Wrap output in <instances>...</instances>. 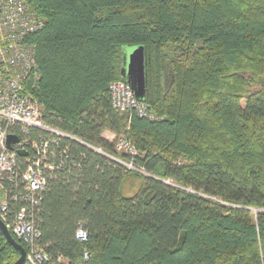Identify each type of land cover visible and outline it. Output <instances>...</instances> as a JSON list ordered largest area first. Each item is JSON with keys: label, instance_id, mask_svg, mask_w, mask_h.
I'll return each instance as SVG.
<instances>
[{"label": "trees", "instance_id": "16d2710c", "mask_svg": "<svg viewBox=\"0 0 264 264\" xmlns=\"http://www.w3.org/2000/svg\"><path fill=\"white\" fill-rule=\"evenodd\" d=\"M21 1L43 22L29 38L34 97L73 138L28 131L52 154L38 205L22 199L30 148L4 183L8 219L29 209L41 264H264V0ZM132 47L144 48L150 118L111 106ZM18 258L0 231V264Z\"/></svg>", "mask_w": 264, "mask_h": 264}, {"label": "built area", "instance_id": "2783aa9c", "mask_svg": "<svg viewBox=\"0 0 264 264\" xmlns=\"http://www.w3.org/2000/svg\"><path fill=\"white\" fill-rule=\"evenodd\" d=\"M42 25L43 22L23 1L0 0V220L16 239L25 246L29 245L26 248L25 264H41L46 260V255L31 245L39 233L29 219L28 207H21L12 221L8 219L9 193L4 186L5 180L13 181L18 152H26L28 157L29 148L33 150L34 154L21 174L22 199L30 207L38 205V193L45 188L47 182L46 173L53 170L49 159L52 154H48V140L41 139L40 143L29 142L28 131L37 129L55 137L72 138L44 122L41 107L34 97L41 76L36 63L35 46L29 38ZM109 90L114 110L135 113L139 118H150L147 106L134 96L126 82L114 81L109 84ZM9 136L16 138L10 148L7 144ZM50 142L54 143L55 140ZM91 148L97 153L107 155L101 149ZM115 149L125 155H136V151L123 139L116 142ZM117 161L128 170L145 173L131 163ZM75 237L80 242L87 240L83 226L76 229ZM83 259H88L85 251Z\"/></svg>", "mask_w": 264, "mask_h": 264}, {"label": "water", "instance_id": "95a60500", "mask_svg": "<svg viewBox=\"0 0 264 264\" xmlns=\"http://www.w3.org/2000/svg\"><path fill=\"white\" fill-rule=\"evenodd\" d=\"M124 67L122 69V76L126 82L130 85L134 96L139 100L143 101L145 96V54L143 47H133L130 51L125 53ZM16 142L14 136H9L7 139L8 147L12 143ZM19 156H25L26 152H18ZM0 231L3 234L6 242L12 246L19 253V258L14 264H25L26 250L25 248L17 243L11 236L9 230L0 220Z\"/></svg>", "mask_w": 264, "mask_h": 264}, {"label": "rangeland", "instance_id": "374dc122", "mask_svg": "<svg viewBox=\"0 0 264 264\" xmlns=\"http://www.w3.org/2000/svg\"><path fill=\"white\" fill-rule=\"evenodd\" d=\"M133 48V47H132ZM132 48H124L123 49V53L125 54L126 52H128V51H130V49H132ZM146 72V71H145ZM168 75L170 76V72H169V70H168V68L167 67H163V69H162V76H163V83H166L167 82V79H168ZM125 82V81H124ZM127 83V82H126ZM128 84V83H127ZM129 85V84H128ZM130 86V85H129ZM131 114V113H130ZM133 114V113H132ZM134 172H136V171H134ZM138 174H140V175H143V176H145L146 174L144 173H139V172H137ZM127 187H130L129 186V182H127V183H125L124 184V187H123V193L126 195V196H130V195H132L135 191H136V188H138V187H135V188H133V189H128Z\"/></svg>", "mask_w": 264, "mask_h": 264}, {"label": "crops", "instance_id": "0c3cea01", "mask_svg": "<svg viewBox=\"0 0 264 264\" xmlns=\"http://www.w3.org/2000/svg\"><path fill=\"white\" fill-rule=\"evenodd\" d=\"M102 137L109 142L113 141L115 138L110 132H104Z\"/></svg>", "mask_w": 264, "mask_h": 264}, {"label": "bare ground", "instance_id": "6f19581e", "mask_svg": "<svg viewBox=\"0 0 264 264\" xmlns=\"http://www.w3.org/2000/svg\"><path fill=\"white\" fill-rule=\"evenodd\" d=\"M41 30V29H40ZM125 81V80H124Z\"/></svg>", "mask_w": 264, "mask_h": 264}]
</instances>
